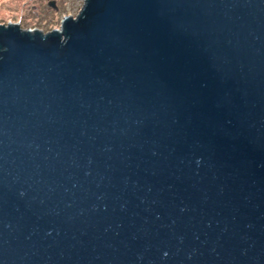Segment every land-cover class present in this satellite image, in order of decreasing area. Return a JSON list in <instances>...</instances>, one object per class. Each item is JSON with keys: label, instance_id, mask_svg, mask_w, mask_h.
<instances>
[{"label": "water", "instance_id": "obj_1", "mask_svg": "<svg viewBox=\"0 0 264 264\" xmlns=\"http://www.w3.org/2000/svg\"><path fill=\"white\" fill-rule=\"evenodd\" d=\"M0 264H264V0L0 24Z\"/></svg>", "mask_w": 264, "mask_h": 264}, {"label": "rangeland", "instance_id": "obj_2", "mask_svg": "<svg viewBox=\"0 0 264 264\" xmlns=\"http://www.w3.org/2000/svg\"><path fill=\"white\" fill-rule=\"evenodd\" d=\"M82 4L83 0H0V24L17 23L41 32L58 30L62 19L75 16Z\"/></svg>", "mask_w": 264, "mask_h": 264}]
</instances>
